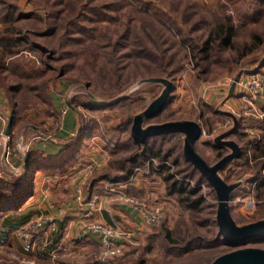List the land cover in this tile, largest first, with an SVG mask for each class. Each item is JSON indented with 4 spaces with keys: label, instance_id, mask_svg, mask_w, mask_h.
<instances>
[{
    "label": "rangeland",
    "instance_id": "374dc122",
    "mask_svg": "<svg viewBox=\"0 0 264 264\" xmlns=\"http://www.w3.org/2000/svg\"><path fill=\"white\" fill-rule=\"evenodd\" d=\"M143 1L152 3L156 8L172 16L178 23V29H164L159 19L150 16L151 8L149 10L148 4L142 8L135 0H28V3L25 0L24 7L30 17L21 21L14 17L4 21L0 19V30H2L0 33L3 36L10 35V30L15 28L21 29L22 32L27 28L37 32L54 28L53 31L56 33L39 37L32 31V34L28 35L32 46L41 44L45 51L24 48L16 56L11 55L3 61V67L6 68L5 83L19 79L20 82L26 80L28 82L26 84L34 86L43 82L42 95L51 104L43 101L40 96L28 95L24 102L19 100L17 105L0 107V178L15 182L24 176L23 173L28 167L19 156L24 155L27 150L26 145L31 146L35 142H42L46 146L63 143L62 129L67 111H70L74 117L71 134L67 138L71 139L78 135L86 121H90L92 127L91 135L81 138L85 143L83 149L75 153V160L69 162L65 170L55 171L53 174L31 172L30 176L33 180L28 179L27 184L29 182L33 184L32 195L20 205L16 215L6 218L10 213L0 212V264H65L56 260L72 255L74 259H84L85 256L96 253L103 264L104 261L119 264H182L186 262V257L194 253L187 256L163 253V250L169 246V242L163 236V227L173 230L178 222L183 227L192 226L189 212H182L181 201L179 202L176 195H170L166 190V181L161 176L165 171L161 173L158 171L159 168L166 167L167 173L178 174L179 170L187 166L181 154V138L175 134L151 137L152 141L155 138V141L150 143L153 150L160 149L167 155L163 157L151 155L146 160L151 170L155 166L160 167L153 169V173L145 179L141 195H134L145 200L149 207L161 211V217L156 224H144L145 231L141 230V235L137 234L136 238H132L135 243L145 246L146 250L136 256L128 252L119 258L120 260L111 261L110 257L121 253L131 237H123L124 240L120 243L121 249L117 253L104 254L105 249H102L103 246L101 247L100 244L97 251L93 249V252H90L87 245L71 246L68 243L76 236L92 237V234H97L99 238L100 233L92 229L93 222L111 225L116 223L127 232V229L115 219L113 223L94 219L97 211L93 216H85L90 199L83 213H72L78 208L75 205L78 201L76 188H82L79 199L81 201L84 192L89 191L91 187H94L95 193L99 195L98 190L101 189L99 185L103 188L104 184L107 189L115 187L111 186V183H116L114 181L117 180H105L100 184L95 182L100 180L102 174H116L121 161L130 154V150H134L135 146L127 148L122 144L123 147L118 148L113 142L124 141L129 133V125L127 123L124 125L126 115L146 106L147 101L161 90V86L155 85L156 80L162 82L164 89L165 82L174 85L172 98L161 114L147 122L193 119L202 125L203 131L207 134L220 125L224 117L215 112L214 105L209 103L205 93L210 89L223 88L232 82L235 83L249 67L244 66L246 63H250L251 66L257 65L264 56L263 46L240 59L238 63L234 59L235 51L226 50L223 55H229L228 59L218 63L211 62L209 58L204 72L198 74L188 42L200 40L202 34L204 37L209 24L192 29L189 23L195 19L200 20V17L212 20L215 12L213 9L222 1L208 0L211 3H197L195 0ZM189 3L191 6L187 8ZM0 4L7 6L1 1ZM13 5L19 10L18 4L13 2ZM63 16L69 17V20L60 27L59 18ZM180 18L186 19V22L181 23ZM66 31L68 34L65 33ZM174 31L176 32L173 35ZM149 33L156 36V41L149 37ZM161 48L165 50L163 53ZM165 63L168 67L163 70L162 65ZM49 64L56 67L57 72L53 74L59 75V71L63 70V75L57 79L50 78L51 76L45 74ZM258 70L262 72L264 66L259 67ZM263 88L262 83L260 97L256 100V118L253 117L252 104L246 103L242 98L243 94L239 92L241 96L239 115L245 121L242 129L245 128V138L248 142L245 149L247 150V146L256 145L255 152L259 156L264 155ZM3 91L4 89L1 88V94L5 95ZM89 94L94 101L101 104L110 103L115 98L127 94L129 98L117 104L113 102L109 106L89 107L83 103ZM16 96L17 92H15ZM13 109L14 112L11 111ZM61 109H66L64 115ZM12 118H14L13 123ZM252 122L254 125L250 127ZM8 125L9 129L6 131ZM205 134L197 140L198 151L209 163H213L219 157L220 151L217 152L211 146L202 143L206 138ZM135 150L141 149L135 148ZM259 158L255 160L251 158L249 167H254ZM155 163L159 164L155 165ZM137 167L133 172H136ZM234 174L235 178L243 176L248 178L253 172L247 167L235 165ZM199 186L207 205H204L203 210L196 215V220H209L212 216L210 208L215 209L217 198L208 186L202 183ZM251 188L254 189V186L244 184L234 196L235 201L229 203L232 216L240 224L264 216V188L258 191V194L255 193L256 189L252 193ZM108 191L111 202H123L116 198V192ZM249 196L256 201L255 208L251 210H248L243 202V199ZM98 205L100 208L99 202ZM27 212H29L28 216ZM64 214H66L65 218L57 222L56 216ZM78 217L79 222L76 221ZM22 218L26 220L21 224L19 222L23 221ZM53 223L55 228L51 229ZM203 224L202 227L199 226L202 228L199 232H206L210 225L209 221ZM52 236H56L60 240L59 243H51ZM223 245L209 248L207 251L214 256L245 247L264 249V234L254 235L244 243L226 247ZM43 257L49 259L44 260Z\"/></svg>",
    "mask_w": 264,
    "mask_h": 264
},
{
    "label": "trees",
    "instance_id": "16d2710c",
    "mask_svg": "<svg viewBox=\"0 0 264 264\" xmlns=\"http://www.w3.org/2000/svg\"><path fill=\"white\" fill-rule=\"evenodd\" d=\"M221 4L215 5L216 7L213 9L215 10L213 14L212 20H205L206 17H200V20L198 21L192 20L190 24V28L196 29L198 26H202L205 24H209L207 31L205 33V36L202 37L200 40L195 42H188V45L191 46L190 53L193 55L194 59V66L196 68V73L200 74L202 71L204 72V69H206V65H208V59H211V62H218L222 63L226 59H228L230 56H224L223 53L226 50H233L235 51L234 59H236V62H238L240 59H243L244 57L248 56L250 53L256 49H260L264 46V0H221ZM136 4L140 7H145L148 4V8L150 10L151 8V15L154 18L159 19V23L163 25L164 29H178V23H176L175 19L167 14L166 12L156 8L155 5L152 3H146L143 0H135ZM1 7H7L5 5H1ZM191 4L187 6L189 8ZM214 6V5H213ZM0 7V8H1ZM186 7V6H185ZM8 8V7H7ZM72 12L73 8H72ZM71 12V13H72ZM18 15V13L16 14ZM212 17V16H211ZM67 16H63L62 18H59L60 20V27H62L69 19ZM40 21V19H38ZM50 21V20H49ZM181 23L186 22V19H181ZM212 21V22H211ZM244 24V27L241 26V24ZM186 24V23H184ZM4 30V29H3ZM54 28H50L46 31H33L30 30H24L22 32L21 29H12L10 30V35H1L0 33V89H4L3 95L6 99L7 105H17L19 100L26 101L28 95H32L33 97H41L43 101H47L48 104H51V102L44 98L42 93H44V87L43 82L42 84H34L28 85L26 83V80L23 82H20L19 79L14 80L13 82L5 83V71L6 68L3 67V61L8 59L11 55L16 56V54L20 51L22 52V49L28 48V49H36L40 51H45L44 48H42L40 45L32 46V43L29 41V33L33 34L35 36L41 37L43 35L46 37L47 35H55L56 33L53 31ZM178 31V30H176ZM174 31L172 34L176 32ZM2 32V30L0 31ZM66 34L67 31L65 32ZM151 39L156 41V36H152L151 33L148 34ZM172 39V43L173 38ZM194 43V44H193ZM25 45V46H24ZM190 48V47H189ZM162 53L165 51L163 48ZM192 51V52H191ZM232 55V54H231ZM250 62V61H249ZM239 63V62H238ZM45 70V74L48 76H51L50 78L57 79L61 75H63V70L59 71V75L53 74L57 72L56 67L52 64H49ZM264 66V56L262 57V60L257 64L254 65L252 70L246 68L244 73L249 74L250 72L257 71L259 67ZM162 69L165 70L168 65L165 63L162 65ZM63 69V68H62ZM197 74V75H198ZM37 83V82H35ZM155 85L161 86V90L158 91L156 96H153L149 101H147L146 106H144L141 109H138L132 114H128L125 117L124 125H129V133L126 136L125 140L122 142H117L115 140L114 145L119 147H123L122 144H125L127 148L130 146L133 147L134 150H130V154L124 157V159L121 161L120 166L117 168L116 174H102L99 179L107 180V181H114V182H126L129 180L133 170L135 167H145L146 166V160L151 157V155H155L157 157H163L167 155L165 152H162L159 150H153L152 145L150 143H153L155 141V138L157 137H165L167 135H178L181 138V144L184 140V133L182 131H169V132H158L153 133L148 136H146L143 140H139L136 137H134L132 133V125L135 117L143 111L148 104L154 100L158 95H160L163 90L164 86L162 82L155 81ZM174 85L172 84L170 87V92L165 98V102L163 106L157 110L156 112L144 116V118L141 119L139 126L141 128L146 127L149 123H162L170 120H184V119H165L161 121L156 122H147V120H150L159 114L162 113V111L166 108V106L171 102V92ZM15 92H17V96L15 97ZM9 96V99H8ZM129 98V95L122 96L118 101H115L113 104H117L123 100H126ZM85 106L89 107H101V106H109L112 105L111 103H98L94 101V98L89 94L86 98V101L84 102ZM71 105V104H70ZM7 106V107H8ZM72 106V105H71ZM14 112V109L11 110ZM191 120V119H186ZM12 123L14 122V118H12ZM194 121V120H192ZM195 122L202 127V125L195 120ZM72 124V123H71ZM85 124V125H84ZM81 126V130L79 131V134L74 136L71 139H64L63 143L60 145H57L55 149H44L43 147H40L42 142H35L31 146L27 148L24 155L19 156L20 160H24V163H27V171L23 173V177L21 179L16 180L15 182H9L2 178H0V212H8V216L6 218H9L10 215H16L18 208L20 205H22L29 196L32 195L33 184H30V182L27 184V180L30 179L33 180L30 176L32 174L31 172H48V173H54L55 171H62L65 170L68 167V163L71 161V159H74L75 153L78 151L81 152L83 149L85 143L82 141L81 138H83L85 135H91L92 127L90 126V121H86ZM151 137H155L152 141ZM149 143V144H148ZM248 142L246 141L244 145H247ZM56 146V144H54ZM53 146V145H52ZM141 149L139 150H135ZM195 149V148H194ZM195 152L197 150L195 149ZM198 153V152H197ZM225 152L220 151L218 152V155L221 156ZM199 154V153H198ZM200 155V154H199ZM202 158V157H201ZM207 165H212L214 163H208L204 158H202ZM187 163V166L179 170L177 172L178 174H171L166 172V167L159 168V173L164 172L163 180L166 181V187L167 192L169 194H174L177 197V200L181 203V211L185 213V211L189 212L190 220L192 222L191 227H183L179 225V222L177 223V226L175 229H169L168 227H163V233L164 237H166V240L169 242V246L166 247L165 250H163V253L169 252V254L177 255H189L193 253L192 255L186 257V262L182 264H212L215 258H217L219 255L229 252L225 251L218 255H210L208 253L209 248H213L215 246H219L221 244H224L223 246H230L233 245L231 243H227L224 241L222 235L218 231V227L216 224V207L215 209L210 208V213L212 214L211 218L209 220L205 219L203 221H197L196 215L200 213V211L203 210L204 205H207V203L204 201V197L202 193L200 192L201 188L199 184L205 179L200 174L199 170L189 161L183 159ZM231 164V171L226 175L221 174L222 180L227 185H233L230 194L231 196H235L239 191L240 188L244 186V184H250L254 186L255 193L258 191H261L262 188H264V158H260L256 164H254V167H249V158L247 155V150L245 148L240 149V152L237 156H234L232 159H230L226 165ZM136 165V166H135ZM225 165V166H226ZM235 165L247 167L248 169H251L253 174H251L250 177H240L235 178ZM160 166H155L152 168L155 169ZM262 167V168H261ZM224 168V167H223ZM222 168V169H223ZM221 169V170H222ZM233 170V171H232ZM33 182V181H32ZM125 185V184H124ZM206 185L211 186L208 182ZM127 185L123 187V189L133 195H141L142 189L137 188H126ZM212 193L215 196L214 189L211 190ZM217 204V203H216ZM231 212V208H230ZM26 215H29V212L26 213ZM231 217L235 224L241 225L238 223L234 217L231 214ZM116 221H119L117 217H115ZM264 218V216L262 217ZM261 219V218H259ZM23 221H20L19 223H24L26 219L22 218ZM209 221V226L206 229V232H199L200 228L199 226H203V222L207 224ZM264 232L256 235H262ZM97 237H96V236ZM253 241H262V240H253ZM128 242V248L126 249V246L123 247V250L121 253L116 254L114 256H109L111 261L113 260H120L119 258H122V256H125L126 253L130 252L133 253L135 256L140 255L144 250H146L145 246H141L138 243H135L134 239L130 238L127 240ZM126 242V243H127ZM71 246L78 245V246H86L87 248H90L89 251L93 252V249L99 248V238L97 234H92V237L87 235L83 236H76L73 237L69 242ZM149 244H147L148 246ZM148 248V247H147ZM38 259V258H37ZM41 259V258H39ZM42 259L48 260L49 258L43 257ZM58 263H65V264H103L102 261L98 258L97 253L95 255L89 254L88 256H85L83 258H77L74 259V256H65L61 257L60 259L56 260Z\"/></svg>",
    "mask_w": 264,
    "mask_h": 264
},
{
    "label": "crops",
    "instance_id": "0c3cea01",
    "mask_svg": "<svg viewBox=\"0 0 264 264\" xmlns=\"http://www.w3.org/2000/svg\"><path fill=\"white\" fill-rule=\"evenodd\" d=\"M0 1L2 2V4L3 3L6 4L7 7L9 6L8 8L0 6L1 7L0 8V19H2V21H4V19H7L9 17L18 18L20 19V21L27 19L26 17H30L29 12H27V10L25 9L26 7H24L25 0H0ZM195 1L197 3H203V2L211 3V2H208V0H195ZM13 2L18 4V6L20 7L22 6V8L19 7V10H18L17 7L13 5ZM26 2L28 3V0H26ZM17 13L18 15H16ZM241 26L244 27V24L242 23ZM0 28H1V25H0ZM26 30H28V28ZM41 37H44V36L41 35ZM244 66H249L247 67L248 69L253 68V66H251L250 63H246ZM259 72L262 74L263 87H264V70L262 72L260 70ZM242 74L246 75L247 73H242ZM234 84L235 85L232 87V89H230L231 87V84H230L229 86L227 85L226 87H223V88H218V89L216 88L214 90L210 89L207 91V93H205L206 99L209 100V103L214 105L215 112L224 118L222 119L221 121L222 123L220 125H217L213 129L211 128L212 130H210V132L207 134H205V131H203L204 129L201 127L202 132L200 136L196 139L194 143V148L197 150V152L200 154L202 158L204 157L198 151V147H197V140L200 139L202 134H205L206 136V138L202 140L203 141L202 143L207 144L208 146H211V148L215 151L217 150V152L224 151L225 153L223 155L233 152V149H234L232 145L225 143V141L234 142L239 147V150L245 148L246 146L244 145V143L246 142L245 131H244L245 128L242 129L244 127L243 125H245L244 124L245 121L239 115V108H240V102H241V96L239 94L240 89H239V86L236 85V82ZM7 106L8 105H7L6 99L3 96V94H1L0 92V107L7 108ZM73 121H74L73 114L70 111H67L64 116V127L62 129V133H63L62 135H64L63 139H69L67 137L71 134L70 130H71V126L73 125ZM253 125L254 124L252 122L250 127ZM40 147H43L44 149L46 148L47 150L48 149L52 150V149H55L57 145L56 146L55 145L46 146V145L41 144ZM182 147H183V143L181 145V154L183 156ZM255 147L256 145L247 146V155H248L249 161L251 158H254V160L258 159L259 157L264 158V155L259 156L256 154ZM223 155L219 156L213 163L218 161ZM93 156H97V154H93ZM183 159L187 160L184 156H183ZM74 160L75 159H71L70 162H73ZM206 162L208 161L206 160ZM156 164H159V163H155V165ZM231 169H233V167H231V164H228L224 166L222 170L218 171V175L222 179L221 174L223 173V175L225 174L227 175L231 171ZM152 173L153 171L149 168L148 164L143 168L138 166L136 172H132L130 178H128L129 180L123 183L120 182V186L123 188L125 185H127L126 188L134 187L137 189H142L145 179H147V177ZM63 177H66V176H63ZM104 181L105 180L100 179L98 182H95V184H100V183H103ZM207 182L208 181L205 179V181L201 183L203 185H206ZM206 186H208L211 190L213 189L212 186H209V185H206ZM99 187H101V189L98 190L100 193V198H99L100 208L95 213L94 219L98 221H109L113 223L114 222L113 219H116L115 217H117L119 219V224H121V226L126 228L127 231L131 233L129 237L136 238L138 236L137 234L141 235V230L145 231L144 229L145 226L139 214L136 212V210H134L132 206L126 202H118V203L111 202L110 195H109L110 193H108L109 191L105 187V185L103 184V188H102V185H99ZM93 188L94 187H91L89 191L84 192V196L82 200L81 201L78 200L75 203V205H77L78 208L73 210L72 213L80 212L81 214L87 209L88 200L90 199L91 194L95 192ZM251 189H252L251 192L253 193L254 189L253 188ZM233 198L234 196L231 198L230 202H232ZM65 215L66 214H64L63 216L57 215L56 216L57 222L62 221L65 218ZM76 221L79 222V217L78 219H76ZM50 240H51V243L52 242L59 243L60 241L56 236H52V238L50 237ZM50 245L53 246L54 244H50Z\"/></svg>",
    "mask_w": 264,
    "mask_h": 264
},
{
    "label": "water",
    "instance_id": "95a60500",
    "mask_svg": "<svg viewBox=\"0 0 264 264\" xmlns=\"http://www.w3.org/2000/svg\"><path fill=\"white\" fill-rule=\"evenodd\" d=\"M165 83L166 88L163 92L152 100L148 106L135 117L132 125L134 137L143 140L146 136L153 133L182 131L184 133L182 147L183 156L199 170L200 174L208 181L216 193V224L224 241L231 244L244 243L252 236L264 232V218L237 225L231 217L229 202L232 198L230 191L233 185L225 184L218 175V171L221 170L230 159L239 154V147L234 142L225 141V143L232 145L234 148L233 152L223 155L214 164L207 165L194 149V143L202 132L201 127L195 121L186 119L170 120L162 123H149L144 128L139 126L144 116L156 112L163 106L171 87L169 82ZM233 86L234 82H232L230 89H232ZM121 97L122 96L115 98L110 103L118 101ZM8 129L9 125L5 130L8 131ZM212 264H264V249L260 247H245L231 250L219 255L214 259Z\"/></svg>",
    "mask_w": 264,
    "mask_h": 264
},
{
    "label": "built area",
    "instance_id": "2783aa9c",
    "mask_svg": "<svg viewBox=\"0 0 264 264\" xmlns=\"http://www.w3.org/2000/svg\"><path fill=\"white\" fill-rule=\"evenodd\" d=\"M252 70V69H251ZM241 94H243L242 98H244L246 103L252 104L254 114L253 117L256 118V100L260 97L261 88L263 83L262 74L257 71L250 72L246 75H241L239 79L236 81ZM61 113L64 115L66 109H61ZM261 117V116H260ZM28 148L29 145H26ZM203 185V184H202ZM111 186H115L114 188L108 189L110 191L116 192V198L120 199L123 202H126L132 206L134 210L139 214L142 219L143 224L154 225L157 223L159 218L161 217V211L158 208L149 207L145 200L135 197L133 194L126 192L121 186L119 182L111 183ZM81 187L76 188L77 198L80 199L82 195ZM253 195V194H252ZM90 203L88 210L85 213V216L89 217L93 216L94 213L99 209L98 200L100 195L97 193H92L90 196ZM115 198V199H116ZM235 201V197L232 199V202ZM244 206L248 209H254L256 205L255 199L251 196L245 197L243 199ZM55 228V224H52V228ZM92 229L96 232H99V244L104 250V254L106 253H117L121 249V241L124 240L123 237L130 236V233L124 232L121 227L113 223L111 224H101L97 222H93ZM26 235V234H25ZM104 254H102L104 256ZM105 264H119V263H109L104 261Z\"/></svg>",
    "mask_w": 264,
    "mask_h": 264
}]
</instances>
